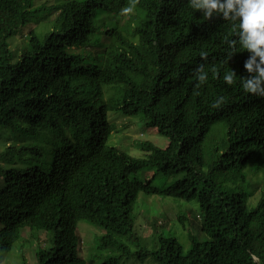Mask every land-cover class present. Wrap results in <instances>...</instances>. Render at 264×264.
Instances as JSON below:
<instances>
[{
	"label": "trees",
	"instance_id": "obj_1",
	"mask_svg": "<svg viewBox=\"0 0 264 264\" xmlns=\"http://www.w3.org/2000/svg\"><path fill=\"white\" fill-rule=\"evenodd\" d=\"M35 1L0 0V137L13 139L0 152L6 162L0 262L26 228L53 235L49 247L37 250L36 264H93L81 253L78 223L86 220L104 230L90 257L121 264L141 242L133 209L144 192L200 207L192 215L170 206L192 241L188 250L176 235L161 234L158 246L139 257L152 255L157 264H264V97L240 87L238 77L249 75L247 50L225 62L226 40L233 38L228 22L203 20L188 0L34 8ZM124 7L132 11L122 13ZM44 9L46 17L58 12L52 28L31 29L29 46L14 61L10 38ZM201 64L208 72L203 83L195 74ZM228 66L238 76L231 85L222 79ZM110 111L142 113L146 128H157L168 145L139 141L144 158L108 145ZM219 122L227 132L207 148L211 125ZM149 167L156 169L152 178H139ZM157 176L174 182L157 187ZM158 220L156 231L163 226Z\"/></svg>",
	"mask_w": 264,
	"mask_h": 264
},
{
	"label": "rangeland",
	"instance_id": "obj_2",
	"mask_svg": "<svg viewBox=\"0 0 264 264\" xmlns=\"http://www.w3.org/2000/svg\"><path fill=\"white\" fill-rule=\"evenodd\" d=\"M74 0H36L34 8H40L42 5L55 6L63 3L68 5ZM48 10L44 9L40 13L32 12L25 25H22L17 33L10 38V46L12 51L13 60H17L22 53L23 49L29 46V32L31 29L37 30L39 33H44L52 28V19L58 14L57 11H53L52 14L46 15ZM118 22H124L117 16H114ZM110 121L113 125V132L108 140V145L116 146L132 156L138 158L146 157V152L139 145V141L150 140L158 146L164 148L168 145L169 139L166 136L161 135L157 128L145 126V119L142 113L134 116H126L121 111H110ZM221 126L223 129H218ZM227 132L226 123H215L211 125L208 133L206 143L207 148L213 144L221 142V138L225 136ZM4 142L11 144L12 138L6 139V137H0V152L4 150ZM0 172L5 167L6 162L4 159H0ZM155 168L149 167L141 170L138 173V177L142 180L152 178ZM174 182L173 179L166 180L163 176H157L153 180V184L157 187H163L171 185ZM4 187V180H0V188ZM173 203L170 205V203ZM173 206L182 212H199V203L196 200H184L175 199L173 197H164L157 194H146L141 192L138 195V199L134 204L133 213L136 216V231L141 237L139 245L132 244L131 248L134 251V255L129 259L125 258L121 264H157L156 260L152 255H148L144 258L139 257L140 251L145 249L154 250L158 246L159 237L161 234L176 235L182 242L185 250H188L192 241L188 237V233L185 231L183 226L179 223V219L176 217L175 211L172 209ZM170 209L171 213H168L167 219L163 215ZM162 214V215H161ZM159 218V220H158ZM166 219V221H165ZM159 221L160 225L163 226L156 231L152 222ZM168 221V222H167ZM171 221V223L169 222ZM151 223V224H149ZM166 224V226H165ZM3 224L0 222V229ZM78 228L83 235L82 251L81 253L86 259L92 260L93 264H102L106 257L97 256L90 257L97 249V241L95 242L96 236H100L104 233V230L95 224H92L86 220H81L78 223ZM52 232L45 229H26L22 231V236L16 241L13 249L3 255L0 264H23V258L28 264H36V252L43 245L49 247L52 243ZM43 244V245H42Z\"/></svg>",
	"mask_w": 264,
	"mask_h": 264
},
{
	"label": "clouds",
	"instance_id": "obj_3",
	"mask_svg": "<svg viewBox=\"0 0 264 264\" xmlns=\"http://www.w3.org/2000/svg\"><path fill=\"white\" fill-rule=\"evenodd\" d=\"M188 5L193 11L199 10L203 20L220 16L228 22L233 38L226 40L227 64L233 53L243 50L249 53L243 64L249 75L238 77L228 66L222 75L223 81L231 85L238 77L245 93L264 97V0H188ZM121 11L129 13L132 9L124 7ZM200 55L203 58L206 53L202 51ZM211 72L216 75L217 69L212 68ZM195 74L200 83L208 79V72L202 64L195 69ZM219 103L217 100L216 104Z\"/></svg>",
	"mask_w": 264,
	"mask_h": 264
}]
</instances>
